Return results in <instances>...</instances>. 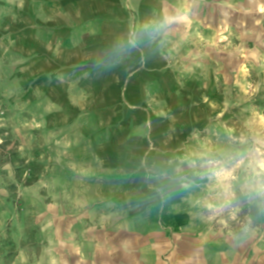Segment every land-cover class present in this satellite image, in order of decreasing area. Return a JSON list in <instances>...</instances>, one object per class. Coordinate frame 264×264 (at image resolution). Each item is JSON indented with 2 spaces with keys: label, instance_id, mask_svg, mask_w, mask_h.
<instances>
[{
  "label": "crops",
  "instance_id": "obj_1",
  "mask_svg": "<svg viewBox=\"0 0 264 264\" xmlns=\"http://www.w3.org/2000/svg\"><path fill=\"white\" fill-rule=\"evenodd\" d=\"M17 4L27 12L18 30L23 49L15 51L27 59V107L39 108V123L55 132L64 158L106 175L62 229V264H239L237 248L188 204L186 158L198 125L177 92L167 50L176 23L154 39L142 35L175 5Z\"/></svg>",
  "mask_w": 264,
  "mask_h": 264
},
{
  "label": "rangeland",
  "instance_id": "obj_2",
  "mask_svg": "<svg viewBox=\"0 0 264 264\" xmlns=\"http://www.w3.org/2000/svg\"><path fill=\"white\" fill-rule=\"evenodd\" d=\"M17 1L0 0V264H62V229L106 175L64 158L39 108L27 107V59L15 52L27 12ZM168 1L181 17L167 44L177 92L198 125L188 204L237 248L239 264H264V211L248 189L264 162V0Z\"/></svg>",
  "mask_w": 264,
  "mask_h": 264
},
{
  "label": "clouds",
  "instance_id": "obj_3",
  "mask_svg": "<svg viewBox=\"0 0 264 264\" xmlns=\"http://www.w3.org/2000/svg\"><path fill=\"white\" fill-rule=\"evenodd\" d=\"M180 20L181 17L178 15L166 14L162 19L154 22L150 30L147 27L142 30V35L147 36L149 39H154L172 24H175ZM130 43L134 42L130 41ZM237 163H240V161H237ZM258 167L260 168V171L255 173V178L248 184L249 198L256 203V206L259 210L264 211V162H261ZM244 231H248L247 226L245 227Z\"/></svg>",
  "mask_w": 264,
  "mask_h": 264
}]
</instances>
